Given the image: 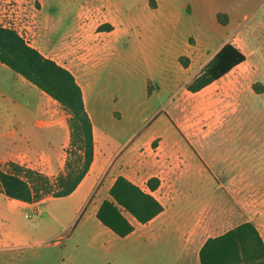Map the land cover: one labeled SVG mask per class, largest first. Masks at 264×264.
<instances>
[{
  "label": "rangeland",
  "instance_id": "374dc122",
  "mask_svg": "<svg viewBox=\"0 0 264 264\" xmlns=\"http://www.w3.org/2000/svg\"><path fill=\"white\" fill-rule=\"evenodd\" d=\"M159 2L156 11L148 0H0V25L72 72L99 135L97 153L111 161L86 201L47 198L35 210L16 211L15 224L28 236L14 251L19 264H148L139 243L95 216L117 175L142 187L157 176L160 191H168L180 184L172 180L206 174L210 187H200L213 195V224L202 239L249 220L264 240V0ZM107 24L110 31L100 30ZM225 42L245 60L199 91L186 90ZM10 72L0 68V83L14 90ZM44 97L52 122L67 129L68 145V114ZM42 168L52 179L58 174Z\"/></svg>",
  "mask_w": 264,
  "mask_h": 264
},
{
  "label": "trees",
  "instance_id": "16d2710c",
  "mask_svg": "<svg viewBox=\"0 0 264 264\" xmlns=\"http://www.w3.org/2000/svg\"><path fill=\"white\" fill-rule=\"evenodd\" d=\"M148 4L152 8L156 6L155 0H148ZM220 16L221 13L216 14L219 22ZM100 28L110 31L112 25ZM178 59L187 67V59L183 56ZM244 60L245 54L237 46L225 42L185 89L197 92ZM0 63L55 100L67 112L69 128L62 172L52 179L39 170L7 161L5 168H0V192L27 203L69 195L85 177L94 159L92 121L80 85L68 68L29 45L14 28L2 25ZM159 185L157 176L148 177L143 189L127 177L117 175L108 189V197L96 209V218L115 235L127 236L134 229L133 221L146 223L163 210L161 202L151 193ZM199 261L200 264H264V240L253 222L244 221L207 237L199 250Z\"/></svg>",
  "mask_w": 264,
  "mask_h": 264
},
{
  "label": "crops",
  "instance_id": "0c3cea01",
  "mask_svg": "<svg viewBox=\"0 0 264 264\" xmlns=\"http://www.w3.org/2000/svg\"><path fill=\"white\" fill-rule=\"evenodd\" d=\"M155 3L156 6L153 8L149 4L148 6L158 11L160 2L155 0ZM126 11L129 10L126 9ZM0 68L2 71L9 69L2 63ZM9 77L13 80L14 90L13 87L0 83V163L14 161L44 174L46 173L43 166L49 167V170L56 173L62 172L68 146L66 145L67 129L61 121L58 124L52 122L51 105L45 99V93L36 94L33 87L28 84L34 85L15 72H10ZM22 89H28L33 95L38 96L40 101L31 103L26 100L18 94V90ZM83 99L86 107L87 98L84 93ZM30 114L35 115L29 118ZM92 129L95 142L93 162L79 185L67 195L78 196L85 201L91 197L96 187L102 172L101 167L111 164L108 155L103 152L97 153L96 139L99 135L93 122ZM17 158L22 160L24 158L26 163L18 161ZM94 161L97 162V167L92 169ZM188 182L193 184L187 185ZM210 182V176L199 174L172 180L173 187L177 186L176 183L179 186L168 191H160L159 186L151 193L161 202L163 210L146 223L133 221L134 229L123 237L124 240L139 243L143 250L147 251L148 264H164L165 259L170 264H200L199 250L207 238L202 239V234L213 224V195L211 191L202 190L200 185L204 183L206 187ZM140 187L146 189V186ZM47 198L54 197L49 196L37 202L27 203L8 198L0 192V264H19V256L14 251L28 244L27 234L15 224L16 211L35 210L36 204Z\"/></svg>",
  "mask_w": 264,
  "mask_h": 264
}]
</instances>
